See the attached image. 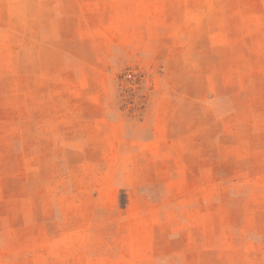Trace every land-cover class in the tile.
Wrapping results in <instances>:
<instances>
[{"label":"rangeland","instance_id":"rangeland-1","mask_svg":"<svg viewBox=\"0 0 264 264\" xmlns=\"http://www.w3.org/2000/svg\"><path fill=\"white\" fill-rule=\"evenodd\" d=\"M0 264H264V0H0Z\"/></svg>","mask_w":264,"mask_h":264}]
</instances>
